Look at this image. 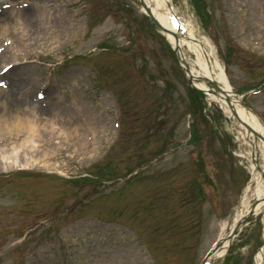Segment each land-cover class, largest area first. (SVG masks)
I'll return each instance as SVG.
<instances>
[{
    "label": "rangeland",
    "instance_id": "rangeland-1",
    "mask_svg": "<svg viewBox=\"0 0 264 264\" xmlns=\"http://www.w3.org/2000/svg\"><path fill=\"white\" fill-rule=\"evenodd\" d=\"M203 2L204 8L200 0H172L182 23L209 42L233 90L264 121V87L248 90L264 77V2ZM5 3L15 10L0 13L35 10L40 24L24 28V42L3 49L2 58L18 56L4 86L30 87L34 96L49 84L45 94L58 102L55 112L82 124L81 136L101 127L108 135L86 140L88 152L75 141L60 146L51 165L60 181L41 175L45 168L31 169L41 180L0 170V264H197L224 220L227 234L250 179L228 117L216 102L188 96L170 44L139 12L138 0H49V7L47 0H0ZM11 31L0 36V46L15 40ZM6 62L0 59V66ZM112 95L122 99L119 109ZM86 109L90 124L83 121ZM198 113L203 122L194 119L196 135L187 141ZM139 163L145 164L137 182L120 190L104 183ZM98 166L105 175L99 183L79 181ZM59 197L64 200L55 205ZM247 222L231 243L230 264H252L264 214Z\"/></svg>",
    "mask_w": 264,
    "mask_h": 264
},
{
    "label": "bare ground",
    "instance_id": "bare-ground-1",
    "mask_svg": "<svg viewBox=\"0 0 264 264\" xmlns=\"http://www.w3.org/2000/svg\"><path fill=\"white\" fill-rule=\"evenodd\" d=\"M143 2L164 29L163 33L168 41L178 49L180 63L189 66L195 77L192 79L193 84L203 88L205 93L211 99H215L223 111L230 116L233 124L237 127L240 141L243 146H246L244 152L249 162L251 180L242 193L241 207L235 211L230 227L232 228L239 219L245 217L249 210H252L254 215L264 214V122L246 108L241 103L240 97L234 94L226 76L223 74L221 65L213 55L212 50L208 48L207 43H202L191 27L185 30L181 27L177 28V23L171 17L167 6L171 0H143ZM140 9L142 10V8ZM39 19L35 10L24 9L19 11V14L11 11L3 19H0V35L7 33L8 28L9 31L12 30L13 35H16L15 38H20L19 41H22L21 33L24 28L26 29L27 26L32 24H40ZM18 21L22 26L21 31H19V28L11 29L10 26L13 27ZM3 56L4 54L0 55L1 60H8L5 65L9 62H13L12 65L16 64L14 61L18 56L13 55L14 57L2 58ZM11 68L12 66L5 73L0 72V79L3 75L9 73ZM206 78L212 80L221 89H219V93L207 92L209 83ZM46 88L48 86L44 87V89ZM20 89L13 85L8 90L0 88V170L7 171L8 169L18 168L55 169V167H51L55 164L52 162L56 159L55 151H58V147H63L64 143L71 140L78 142L81 149L88 152L87 142L84 139L77 140L80 135L79 129H83L82 124L74 123L72 118L69 115L66 116L64 112H55L56 110L52 109V105L55 103L52 101L42 107L38 106L39 103L34 102L31 98L26 100L17 97L16 95L27 93L26 98H29L30 87L25 89L20 87ZM226 99L229 100L230 104L227 103ZM9 100H11V103ZM20 101H25V103ZM84 115L83 121L87 124L91 121L92 116L89 115L87 109ZM239 121L243 124L241 125ZM244 123L257 132L256 138L247 131ZM101 133H104L103 129H101ZM50 141V148L53 147L54 152L48 150ZM27 144H30L29 148H27ZM262 238L263 244L253 254L252 264H264V234ZM222 242V246L218 251L208 254L206 264H210L225 252L229 240H222Z\"/></svg>",
    "mask_w": 264,
    "mask_h": 264
}]
</instances>
